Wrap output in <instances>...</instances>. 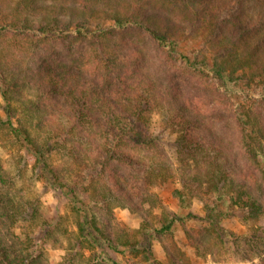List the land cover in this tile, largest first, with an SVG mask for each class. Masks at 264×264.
Returning a JSON list of instances; mask_svg holds the SVG:
<instances>
[{
	"label": "trees",
	"instance_id": "1",
	"mask_svg": "<svg viewBox=\"0 0 264 264\" xmlns=\"http://www.w3.org/2000/svg\"><path fill=\"white\" fill-rule=\"evenodd\" d=\"M181 12L185 21L179 20ZM145 37L163 60L154 64L153 74L139 44ZM193 40L199 47L183 51ZM20 50L29 51L28 60L20 59ZM177 59L184 61L183 79L170 64ZM197 77L225 88L236 81L259 84L264 96V0L0 2V148L15 149L40 181L65 194L76 229V247L72 259L64 258L66 264L80 255L85 264H121L94 252L98 246L157 264L151 239L164 245L165 264H189L173 238L175 217L164 210L156 216L152 212L155 195L149 186L175 176L180 203L199 193L206 197L200 198L207 212V226L198 231L202 237L185 231L204 258L214 254L215 246L221 250L228 235L220 223L230 210L227 205L219 208L220 195L246 209L249 219L264 220V206L248 183L238 184V173L226 166L227 157L220 159L225 145L204 117L201 96L192 94ZM12 93L28 94L15 107ZM233 105L238 107L230 109V117L242 154L264 172V122L257 118L251 125L252 107L235 100ZM159 107L175 137V170L149 131L151 114ZM115 164L132 174H119ZM8 184L0 175V207L13 227L20 201ZM135 199L150 202L140 209L139 227L116 226L114 205H133ZM59 223L58 218L49 225ZM44 227L49 234L52 229ZM243 235L256 248L264 244L263 230ZM84 249L92 250L84 255ZM242 257L253 264L249 254ZM0 264L41 263L32 251L10 259L0 249Z\"/></svg>",
	"mask_w": 264,
	"mask_h": 264
},
{
	"label": "rangeland",
	"instance_id": "2",
	"mask_svg": "<svg viewBox=\"0 0 264 264\" xmlns=\"http://www.w3.org/2000/svg\"><path fill=\"white\" fill-rule=\"evenodd\" d=\"M2 1L5 0H0V2ZM62 1L69 3V0ZM6 8L9 9V7ZM178 17L179 20H186V16L182 12L178 14ZM139 44L144 49V56L147 59L149 68L151 67L150 69L148 68L149 72L153 74L155 71L154 64L157 63L158 66V63L160 64L163 60L157 58V48L149 42L148 38H143V41H140ZM185 44L191 45L184 46L182 48L183 51L199 47L197 40L187 41ZM18 54H20V59L23 60H28L30 56L29 51L24 52L20 50ZM170 64L173 73L182 78L184 61L178 59L172 60ZM198 78L197 80H193L192 94L201 96V110L207 113L204 117L209 125L213 126L214 132L222 139L225 145L221 151L224 155H221L220 159H223L224 156L227 157L226 166L229 170H236L238 173V184L246 181L258 202L264 206V172L261 171L257 164L246 159L245 155L242 154L238 131L234 121L230 117V109L233 108L236 111L238 107L233 105V100H235L243 106L252 107L253 111L251 113H254V115L252 116L253 119H251V125L257 118H259L260 122H264V96L259 88V84L251 86L249 83L244 84L236 81L229 82L225 88L222 83L217 87L214 83L208 85L204 78ZM180 82L183 83V81ZM228 92L232 94L231 101L228 98ZM25 94L28 93L21 95L20 93H12V97L15 96V98L13 97L15 101L14 99L12 101L15 107H18V100L21 97H25ZM151 115L149 123L150 134L156 138V142H158L159 149L162 152V157L174 169L177 164L175 137L166 126L164 110L159 107ZM254 117L256 118L254 119ZM1 143L3 142L1 141ZM13 150L16 151L15 149ZM14 151L0 148V161L3 162L0 175L1 177L4 176L7 184L9 183L10 193L20 201V205L15 203L14 217L17 219V223L13 227H9L8 218L5 216L6 212L2 211L0 207V249L6 252L10 259L14 258L19 252L24 253L26 250H29L35 256H38L41 264H66L67 261L65 259H72L71 253L74 252V248L76 247L72 241L73 236L75 237L76 235L75 217L70 211V207L67 206L66 196L59 189H55L40 181L33 171L30 170V167H26L23 160L16 154L17 152L15 153ZM10 154L12 155L10 156ZM113 169L119 172V174L126 176L132 174V171L123 165L115 164ZM249 172H251V176L249 178L245 177L244 175ZM142 175V173L137 174L139 178ZM139 182L136 181L135 183L139 184ZM123 185L125 184L123 183ZM128 187V185H125V188ZM179 187L178 176H175L162 183L151 184L149 190L155 195V200L153 201L154 207L152 208L154 216L164 210L175 217L173 238L177 246L185 252L189 259V264H251L250 261L243 259L242 256L246 254L252 256L253 264H264V244H260L256 248L254 244H247L243 237V234H250L254 229L264 231V220L249 219L245 213L247 210L232 204L231 201L229 202L225 195H220L221 198L219 196L216 200L219 208L227 205L230 210L226 216L221 218L220 223L225 236L228 233L225 237V243L222 245L221 250L215 246L214 254L211 257L204 258V255H198L194 247L189 244L185 231L189 230V232L199 233L200 237H202V233L198 231L207 226V212L200 198L206 200V197L203 195L204 193H199L197 198L188 197L186 202L180 203L174 194V190ZM149 203L139 204L135 199L133 205L126 204V206H120V204H115L112 210V218L114 217L117 223L115 225L126 229L138 228L142 218L140 209H147ZM2 204L4 206V203ZM5 205L7 206V202ZM128 206H131L132 209ZM110 215H107V217H110ZM147 217L152 220L150 215ZM58 218L60 220L59 225L55 228L51 227L49 222ZM111 221L114 222L113 219ZM44 225L52 229L49 234L46 233ZM26 235H28L29 242L25 238ZM227 237H230V241H226ZM150 246L153 262L165 264L164 245L156 239H151ZM207 249L208 245H206L204 251H207ZM91 250L84 249V255H88ZM93 250L98 255L102 257L108 256L114 262L117 261L121 264H147L146 261L141 262V258L139 257L132 258L128 253L122 254L110 248L98 246ZM102 250L106 254H103ZM82 256L80 255L81 258L75 259L73 264H85L82 261Z\"/></svg>",
	"mask_w": 264,
	"mask_h": 264
}]
</instances>
